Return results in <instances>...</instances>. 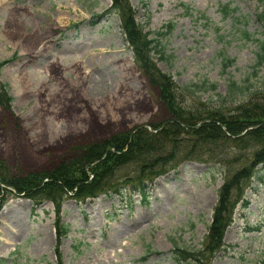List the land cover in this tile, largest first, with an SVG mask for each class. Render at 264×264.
Listing matches in <instances>:
<instances>
[{
	"label": "rangeland",
	"instance_id": "1",
	"mask_svg": "<svg viewBox=\"0 0 264 264\" xmlns=\"http://www.w3.org/2000/svg\"><path fill=\"white\" fill-rule=\"evenodd\" d=\"M130 2L146 32L173 26L160 39L164 57L155 61L178 86H203L197 95L209 107L222 106L220 95L231 82L245 97L264 101V66H256L264 0ZM225 4L237 10L238 20L222 18ZM111 6L110 0H0V61H9L1 79L14 97L12 111L0 107V161L14 176L49 171L93 142L169 118ZM225 57L234 61L227 69ZM219 151L226 153L225 165L186 162L149 186L146 203L130 189L122 197L64 202L61 224L68 234L61 263L173 264L175 248L203 249L228 173L249 155L236 144ZM127 175L132 166L117 172V178ZM244 189L225 246L209 264L264 262L263 167ZM56 220L51 202L35 209L25 197L11 196L0 211V264H59Z\"/></svg>",
	"mask_w": 264,
	"mask_h": 264
},
{
	"label": "trees",
	"instance_id": "2",
	"mask_svg": "<svg viewBox=\"0 0 264 264\" xmlns=\"http://www.w3.org/2000/svg\"><path fill=\"white\" fill-rule=\"evenodd\" d=\"M111 2V10L120 18L123 35L137 68L149 85L158 91L169 118L151 125V129L139 126L93 142L49 171L14 176L5 162L0 161V211L13 195L30 200L35 209L44 202L54 204L57 216L55 252L59 264H62L60 246L68 234V229L61 224L65 201L85 203L104 194L121 197L123 190L130 189L141 195L146 203L149 186L157 178L189 161L225 165L226 153L220 154L219 149L223 144H236L243 151L249 150L248 160L240 169L229 171L203 249L175 248L171 256L173 264H209L225 246V232L234 221L236 205L244 199L246 183L256 177L261 167L264 168V101L253 95L245 97L242 86L231 82L226 96L220 95L222 106L209 107L197 95L203 86H178L155 61L157 55L164 57L165 47L160 39L168 36L173 26L169 24L157 33L146 32L137 21V12L130 0ZM221 12L224 20L230 17L239 19L237 10L230 5H223ZM260 20H264V14L260 15ZM244 36L247 40L251 37L246 31ZM256 42L260 46L256 66L261 67L264 66V40L257 39ZM8 62L0 61V107L10 112L14 98L10 86L1 80L2 70ZM233 63L228 57L223 59L225 69ZM211 88L216 91L217 86ZM228 105H232L231 110L226 109ZM129 166L133 167V175L117 178V172Z\"/></svg>",
	"mask_w": 264,
	"mask_h": 264
},
{
	"label": "bare ground",
	"instance_id": "3",
	"mask_svg": "<svg viewBox=\"0 0 264 264\" xmlns=\"http://www.w3.org/2000/svg\"><path fill=\"white\" fill-rule=\"evenodd\" d=\"M60 15H62V14H68V15H70L71 13L68 11V10H60ZM5 243V245H7V246H11L12 245V242L10 241V242H4ZM42 252H43V250H41Z\"/></svg>",
	"mask_w": 264,
	"mask_h": 264
}]
</instances>
